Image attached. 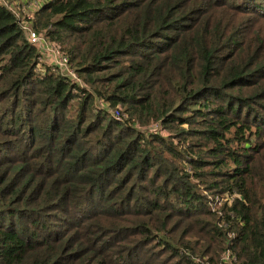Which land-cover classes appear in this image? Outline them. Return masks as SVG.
I'll list each match as a JSON object with an SVG mask.
<instances>
[{
  "label": "trees",
  "instance_id": "obj_1",
  "mask_svg": "<svg viewBox=\"0 0 264 264\" xmlns=\"http://www.w3.org/2000/svg\"><path fill=\"white\" fill-rule=\"evenodd\" d=\"M0 264H264V0H0Z\"/></svg>",
  "mask_w": 264,
  "mask_h": 264
},
{
  "label": "built area",
  "instance_id": "obj_2",
  "mask_svg": "<svg viewBox=\"0 0 264 264\" xmlns=\"http://www.w3.org/2000/svg\"><path fill=\"white\" fill-rule=\"evenodd\" d=\"M13 11L15 10L13 9ZM21 28H23L26 34L28 43L36 48L38 52V59L40 61L50 65L51 67L55 66L61 74L74 84V86H83L82 81H80L74 70L69 67L65 56L62 55L57 45L51 43L44 35L39 33L37 30L30 28L29 25H23ZM108 110L113 111L110 113L116 118L119 117L118 108H108ZM225 258L227 259L228 257L226 256Z\"/></svg>",
  "mask_w": 264,
  "mask_h": 264
},
{
  "label": "rangeland",
  "instance_id": "obj_3",
  "mask_svg": "<svg viewBox=\"0 0 264 264\" xmlns=\"http://www.w3.org/2000/svg\"><path fill=\"white\" fill-rule=\"evenodd\" d=\"M33 4H34V0H29V6L33 5ZM94 106L98 109H101V108H103V103H101L97 99H94ZM109 112H113V111L110 110ZM149 128H153L154 130H156V126H154V125H150ZM199 194H201L205 198V201H208L210 208L213 210H217L218 206H220L222 203L218 196H215V195L205 191L204 188L200 187Z\"/></svg>",
  "mask_w": 264,
  "mask_h": 264
}]
</instances>
